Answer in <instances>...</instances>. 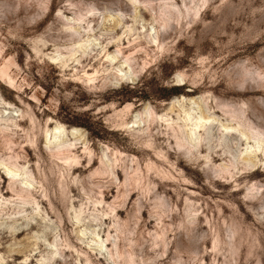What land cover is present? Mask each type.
Listing matches in <instances>:
<instances>
[{
  "label": "rangeland",
  "instance_id": "1",
  "mask_svg": "<svg viewBox=\"0 0 264 264\" xmlns=\"http://www.w3.org/2000/svg\"><path fill=\"white\" fill-rule=\"evenodd\" d=\"M127 57L133 82L109 81ZM0 102L17 114L0 162L20 153L34 193L13 195L0 164V264H264V0H0ZM150 106L204 110L213 130L188 153L165 124L133 136ZM57 124L79 164L48 151Z\"/></svg>",
  "mask_w": 264,
  "mask_h": 264
},
{
  "label": "bare ground",
  "instance_id": "2",
  "mask_svg": "<svg viewBox=\"0 0 264 264\" xmlns=\"http://www.w3.org/2000/svg\"><path fill=\"white\" fill-rule=\"evenodd\" d=\"M83 18H85V17H83ZM79 19H81V18H79ZM78 20V19H77ZM84 20V19H83ZM165 21L166 20H168V19H164ZM167 22V21H166ZM166 25V24H165ZM69 28H70V26H69ZM81 35V34H80ZM79 35V36H80ZM79 36H78V39H79ZM95 38V37H94ZM156 38V37H155ZM82 39H83V37H82ZM85 39H87V38H85ZM153 39H154V37H153ZM84 40V39H83ZM90 40V39H89ZM91 40H92V38H91ZM90 40V41H91ZM155 40V39H154ZM159 41V40H158ZM82 43H84V42H82ZM85 43H87V41L85 42ZM92 43H93V41H92ZM91 44V43H90ZM89 44V45H90ZM77 45V44H76ZM83 45V44H82ZM139 44H137V46H138ZM38 47V46H37ZM67 47V46H66ZM80 47H82V46H79V48ZM57 48H59V47H57ZM71 47H69L68 49H70ZM72 48H73V46H72ZM105 48V47H104ZM122 48V47H121ZM120 48V49H121ZM124 48V47H123ZM134 48V47H133ZM62 49V48H61ZM67 49V48H66ZM77 50H78V48H76ZM86 49H88L87 47H86ZM91 49V48H90ZM41 50V49H40ZM103 50V49H102ZM60 51H62V50H60ZM68 51H70V50H68ZM72 51V50H71ZM124 51V50H123ZM135 51V50H134ZM140 51V50H139ZM141 51H142V49H141ZM56 52V51H55ZM63 52V51H62ZM62 52H59V50H58V52L56 53V54H54V55H52V56H50L49 58H51L55 63H59L60 61L61 62H64V59H66L65 58V55H63V53ZM78 51H72L71 52V55L73 56V55H75L76 53H77ZM82 52H84V51H82ZM89 52V51H88ZM80 53V52H79ZM106 53V52H105ZM136 53V52H135ZM138 53V52H137ZM144 53H145V51H144ZM52 54V53H51ZM68 54V53H67ZM81 54V53H80ZM86 54V53H85ZM104 54V53H103ZM115 54V53H114ZM78 55V54H77ZM116 55H117V53L115 54V56H113V54H112V56L110 57V58H115L116 57ZM119 55V54H118ZM117 55V56H118ZM149 55V54H148ZM69 56V55H68ZM106 56V55H105ZM133 56H134V54H133ZM67 57V56H66ZM70 57V56H69ZM124 57V56H123ZM126 57V56H125ZM82 58V57H81ZM117 58V57H116ZM132 57H127L126 59H125V61L123 62L125 65H120L118 68H117V70L115 69V73L114 72H112L114 75L112 76V78H111V76H110V80L109 81H111V80H113V79H115V80H118L119 82L120 81H132L133 82V80H134V75H133V72H131V70H132V64L131 63H135L136 64V61H133L132 62V59H131ZM135 58H137V57H135ZM143 58V57H142ZM69 59H71V58H69ZM77 59V58H76ZM76 59H75V61H76ZM80 59V58H79ZM77 60V61H80V60ZM73 60V59H72ZM82 60V59H81ZM134 60H137V59H134ZM108 61V60H107ZM106 61V62H107ZM122 61V60H121ZM60 62V63H61ZM66 62V61H65ZM68 62V61H67ZM148 62V61H147ZM59 63V64H60ZM118 63V62H117ZM58 64V65H59ZM62 64V63H61ZM111 64V63H110ZM119 64H122V63H120L119 62ZM68 65V64H67ZM109 65V64H108ZM138 65H140V64H138ZM62 66V65H61ZM110 66V65H109ZM109 66H107V67H109ZM118 66V65H117ZM64 67V66H63ZM144 67V66H143ZM126 68H128V69H126ZM134 68V67H133ZM140 68H142V67H140ZM135 69V68H134ZM109 71H110V69H108ZM101 71V70H100ZM104 71V70H103ZM114 71V70H113ZM132 71H135V70H132ZM140 71V70H139ZM5 73V72H4ZM85 73H86V71H85ZM96 73V72H95ZM99 73V72H98ZM106 73H107V71H106ZM88 74V73H87ZM138 74V73H137ZM85 75V74H84ZM180 75V74H179ZM89 76V80H94V77H92V76H90V75H88ZM181 76V75H180ZM3 77V76H2ZM107 77V76H106ZM109 77V76H108ZM85 78V77H84ZM136 78V77H135ZM181 78H183V77H181ZM180 78V79H181ZM88 79V78H87ZM96 79V78H95ZM98 80H100V79H98ZM103 80V79H102ZM114 80V81H115ZM12 81V80H11ZM84 81H85V79H84ZM97 81V80H96ZM86 82V81H85ZM89 82V81H88ZM95 82V81H94ZM93 82V84H95ZM117 82V81H116ZM101 85H102V83H101ZM104 86H105V83L103 84ZM110 85H112L111 83H110ZM114 85H115V83H114ZM94 86V85H93ZM188 99V98H187ZM200 99H202V98H200ZM4 100V99H3ZM184 100V99H183ZM191 100V101H190ZM176 101H179V100H176ZM175 101V102H176ZM202 101V100H201ZM189 102H195V99L194 98H192V99H189ZM202 102H204V101H202ZM197 103H198V101H197ZM8 104V103H7ZM11 104V103H10ZM9 104V105H10ZM131 104L132 103H129L127 106H126V108H129L130 106H131ZM175 103H173L172 104V106L174 105ZM178 104H180L179 102H178ZM177 104V105H178ZM194 105V104H193ZM199 105V104H198ZM171 106V110L173 111V107ZM185 106V105H184ZM201 106V105H200ZM3 106H1V102H0V108H2ZM176 107V106H175ZM180 107H181V105H180ZM3 108H7V107H3ZM10 108V107H9ZM11 108H13V106L11 107ZM193 108H195V107H193ZM199 108V107H198ZM197 108V109H198ZM14 109V108H13ZM201 109V108H200ZM234 109V108H233ZM232 109V110H233ZM243 109V108H242ZM181 110H182V107H181ZM21 111V110H20ZM19 111V112H20ZM198 111V110H197ZM197 111H195V112H193V110H191V109H184V114L182 115H179V117L177 118V119H175L174 117H173V115H171V114H169L168 112L167 113H163V114H158L153 108H151V106L150 107H146L145 109H143V110H141V111H136V113H135V120L133 121V125H130V123H124V125H126L127 127L126 128H129L130 129V131H131V134L133 135V136H136V137H144V135L146 134V131H148V129L151 127V125H154V124H160V125H164L165 124V126H167L169 129H171V132L173 133V137H174V139H175V142H176V144L180 147V148H184L185 149V152H190L194 147H197L198 145H199V143L201 142V140L203 139V138H205V137H203L204 135H203V133H201L202 131H205V133H207V134H209L210 132H212V130H213V122H215V116L213 117V115H211L210 113H207V112H203L204 110H200V112L199 113H197ZM24 112V111H23ZM28 112H30V111H26V113H28ZM183 112V111H182ZM238 112V111H237ZM240 112H242V111H240ZM180 113V112H179ZM243 113V112H242ZM25 114V113H24ZM31 114V113H30ZM229 114V113H228ZM241 114V113H240ZM16 113H14V112H10V111H8V110H1V114H0V133H3L6 137H8L9 138V142H8V144H11V143H13L14 142V140L12 139L14 136V134H15V132H14V129L11 127V125H10V123H7V122H10V121H14V119H15V117H16ZM235 115V114H234ZM23 116V115H22ZM28 116V115H27ZM178 116V115H177ZM231 116V115H230ZM241 116H242V114H241ZM244 116V115H243ZM246 116V115H245ZM244 116V117H245ZM31 117V116H30ZM34 117V116H33ZM32 117V118H33ZM232 117H234V116H232ZM17 118V117H16ZM21 119H22V117H21ZM37 119V118H36ZM217 119V118H216ZM219 119V118H218ZM242 119V118H241ZM246 120H248V118H245ZM52 120V119H51ZM243 120V119H242ZM246 120H244V121H246ZM58 121V120H57ZM220 121V120H219ZM240 121V120H239ZM218 122V121H217ZM13 123V122H12ZM15 123V122H14ZM59 123V122H58ZM146 123V124H145ZM221 123V122H220ZM232 123H233V121H232ZM241 123V122H240ZM216 124V123H215ZM218 124V123H217ZM239 124V123H238ZM242 124V123H241ZM248 124V123H247ZM247 124H245V125H247ZM250 124V123H249ZM17 125V124H16ZM21 125V124H20ZM51 125V124H50ZM143 125H147V128L146 127H144ZM236 125V124H235ZM242 125H244V123L242 124ZM252 125V124H251ZM39 126V125H38ZM216 126V125H215ZM221 126L224 128L223 129V135L220 137V138H222L225 134H226V132H230L231 133V131L233 130V129H238V128H236L237 127V125H236V127H234V126H230V125H226V124H221ZM239 126V125H238ZM250 126V125H249ZM63 127H65L64 125H62V124H57L52 130H50L51 128H47V126H46V128L47 129H45L44 131H45V137H46V143L45 144H47V147H48V151H50L54 156H57L58 157V159L59 160H61L62 159V161L63 162H65L66 164H68V166L70 167V165H72V163H80L79 161V157L77 156V155H73V150L76 148V145H77V143H76V141L77 140H75L74 142L73 141H66L65 139H64V137H66V136H64L65 134V130H64V128ZM217 127V126H216ZM241 127V126H240ZM239 127V129H241V130H243L242 128H240ZM254 127V126H253ZM15 128V127H14ZM43 128V127H42ZM147 130H146V129ZM219 128V127H218ZM221 128V127H220ZM68 129V128H67ZM21 130V129H20ZM24 130H25V128H24ZM146 130V131H145ZM152 130V129H151ZM215 130V129H214ZM218 130V129H217ZM216 130V131H217ZM234 130V131H235ZM245 130V129H244ZM249 130V129H248ZM247 130V131H248ZM251 130V129H250ZM130 131H129V133H130ZM233 131V132H234ZM252 131V130H251ZM29 132V131H28ZM149 132V131H148ZM264 132V131H263ZM25 133V132H24ZM150 133V132H149ZM225 133V134H224ZM246 133L247 132H245V131H240V133H239V135L241 134V135H246ZM249 133V132H248ZM252 133V132H251ZM262 135H264V133H262V132H260ZM28 134V133H27ZM26 134V135H27ZM70 134L71 135H74V137H79V135L80 134H82V133H80V130H79V128L77 127H73V128H71V130H70ZM151 134V133H150ZM147 135V136H151V135ZM213 134V133H212ZM217 134V132L215 133V135ZM229 134V133H228ZM233 134V133H232ZM253 134V138L255 139V138H258L259 136H261V135H259V131H258V129L256 130V132H253L252 133ZM251 134V135H252ZM26 135H25V137H26ZM71 135H69V136H71ZM206 135V134H205ZM214 135V134H213ZM213 135H209V137H211V136H213ZM227 135V134H226ZM234 135V134H233ZM240 135V136H241ZM249 135V134H248ZM247 135V136H248ZM250 135V136H251ZM4 136V137H5ZM16 136V135H15ZM21 136V135H20ZM42 136H44V135H42ZM68 136V135H67ZM229 136V135H228ZM246 136V138L248 139V137ZM249 136V138H251ZM74 137H73V140H74ZM230 137V136H229ZM245 137V136H244ZM262 137V136H261ZM71 138H72V136H71ZM79 138H81V136L79 137ZM78 138V139H79ZM208 138V137H207ZM219 138V139H220ZM262 138H264V137H262ZM69 139V138H68ZM215 139H217V141H218V138L216 137ZM260 139V138H259ZM31 140V139H30ZM34 139H32V141H33ZM204 140V139H203ZM202 140V141H203ZM210 140V139H209ZM226 140H227V138H226ZM264 140V139H263ZM79 141H81V140H79ZM221 141H224V140H221ZM220 141V142H221ZM229 141V140H228ZM249 141V140H248ZM7 142V141H6ZM28 142V141H27ZM31 142V141H30ZM148 144L150 145V146H152V143L153 142H151V139H149V137H148ZM214 142V141H213ZM260 143H261V140L259 141ZM222 143H224V142H222ZM221 143V144H222ZM225 143H226V141H225ZM249 143V142H248ZM200 144H202V143H200ZM210 144V143H209ZM218 144V143H217ZM226 144H228V143H226ZM259 144V143H258ZM262 144V143H261ZM260 144V145H261ZM16 145V144H15ZM247 146H248V144H246ZM255 145V144H254ZM8 146V145H7ZM200 146V145H199ZM198 146V147H199ZM213 146H214V144H213ZM215 146H216V144H215ZM218 146H220V144L218 145ZM46 147V148H47ZM211 147H212V144H211ZM224 148H225V146H223ZM226 147H227V145H226ZM8 148V147H7ZM10 148L12 149V147L10 146ZM215 148V147H214ZM223 148V149H224ZM228 148V147H227ZM229 148H230V146H229ZM228 148V149H229ZM247 149H246V156H244V158L245 159H249L250 158V156H251V158H252V156H254L252 153H253V151L254 150H252V145L251 146H248V147H246ZM227 149V150H228ZM254 149V148H253ZM258 149H259V147H258ZM194 151V150H193ZM225 151V150H224ZM232 150H230V152H231ZM243 151H245V149L243 150ZM194 152H196V149H195V151ZM229 152V151H228ZM227 152V153H228ZM198 153H199V151H198ZM75 154V153H74ZM116 154V153H115ZM193 154H195V153H193ZM210 154V153H209ZM232 154V153H231ZM241 154V153H240ZM257 154V153H256ZM123 155V154H122ZM200 155V154H199ZM233 155H234V153H233ZM237 155V154H236ZM242 155V154H241ZM22 155H20V153L19 154H17V155H14V154H12V155H10L9 156V158H7V162L4 164L3 162H0V164L2 165L3 164V167H4V173L7 175V176H5V174H4V177H6V178H8L9 179V189H10V191L13 193V195H16L17 196V198H21V200L23 201V202H25V203H29L30 202V198L33 196V190H32V172H31V170L28 168V166H26V165H19V162H18V160L20 159V157H21ZM24 156V155H23ZM202 156V155H201ZM240 156V155H239ZM238 156V157H239ZM105 157H107V156H105ZM110 157V156H109ZM120 157V156H119ZM118 157V158H119ZM199 157V156H198ZM234 157V156H233ZM236 157V156H235ZM241 157V156H240ZM22 158V157H21ZM117 158V159H118ZM206 158L210 161L211 159L209 158V156H206ZM55 159H57V158H55ZM108 159V158H107ZM106 159V160H107ZM110 159V158H109ZM112 159V158H111ZM235 159V158H234ZM234 159L232 158L231 160H233L234 161ZM253 159V158H252ZM257 159H258V157H257ZM120 160V159H119ZM20 161V160H19ZM62 161H61V163H62ZM105 161V160H104ZM110 161V163L108 162V163H104V165H105V169H104V172L105 173H107L108 175L110 174H113L114 173V164H113V162L111 161V160H109ZM125 161H126V159H125ZM240 161H241V159H240ZM249 161V160H248ZM253 161V160H252ZM252 161H251V163H252ZM235 162V161H234ZM241 162H243V161H241ZM121 163V162H120ZM245 163H246V160H245ZM245 163H243V165H245ZM136 164H137V162H136ZM230 164V163H229ZM228 164V165H229ZM252 164H254V163H252ZM257 164V163H256ZM116 165V164H115ZM127 164H125V171H126V184L128 183V180L129 179H131L132 178V176L130 177L129 176V172H128V167L126 166ZM226 165V164H225ZM234 165H236V164H234ZM246 165H249L248 163L246 164ZM66 166V165H65ZM124 166V165H123ZM251 166V165H250ZM252 166H255V164L254 165H252ZM122 167V166H121ZM130 167H132V166H130ZM129 167V168H130ZM138 167V166H137ZM214 167V166H213ZM222 167H224V166H222ZM232 167V166H231ZM234 167V166H233ZM236 167H238V165L236 166ZM227 168V167H226ZM150 169V168H149ZM219 169V168H218ZM140 170V169H139ZM138 170V171H139ZM227 170H228V168H227ZM132 171V170H131ZM223 171V170H222ZM222 171H220V173L222 172ZM140 172V171H139ZM215 172H218L219 173V171H217V170H215ZM224 173V172H223ZM137 174V173H136ZM140 174V173H139ZM114 175H116V174H114ZM113 175V176H114ZM143 177V176H142ZM117 178V177H116ZM144 178H145V176H144ZM134 180H135V182H138L139 183V179L138 178H136V175H135V177L133 178ZM142 179V181H143V178H141ZM145 182V181H144ZM1 183V182H0ZM134 182H131L130 184H133ZM142 183H140V185H141ZM143 184H145V183H143ZM129 185V184H128ZM134 185V184H133ZM139 185V186H140ZM127 186V185H126ZM124 187H125V185H124ZM257 188V187H256ZM126 189H127V187H126ZM256 190V189H255ZM124 196H126V194H124ZM124 198V197H123ZM162 200V199H161ZM98 202V204L99 203H102L103 201L102 200H100V201H97ZM96 202V203H97ZM161 205V204H160ZM114 207H116V206H114ZM4 207H2V209H3ZM5 209V208H4ZM113 210V209H112ZM195 210V209H194ZM193 210V211H194ZM192 210H191V208H190V206H189V209H188V215H196L194 212H193ZM197 211H198V209H197ZM198 213V212H197ZM108 214V213H107ZM162 216V215H161ZM190 218V217H189ZM187 219V218H186ZM192 219V218H191ZM194 219V218H193ZM196 219V218H195ZM196 222V221H195ZM190 224V223H189ZM164 231V230H163ZM162 232V231H161ZM165 232V231H164ZM158 234V233H157ZM166 234V233H165ZM161 235H162V233H161ZM165 237V236H164ZM157 238V237H156ZM167 238V237H166ZM167 240V239H166ZM102 240H100V242H101ZM97 242H99V241H97ZM70 244V243H69ZM68 244V245H69ZM97 244V243H96ZM166 245H168V244H166ZM70 246V245H69ZM99 246V245H98ZM165 247V246H164ZM167 247V246H166ZM120 252V251H119ZM124 252V251H123ZM121 253V252H120ZM125 254V253H124ZM132 259H133V257H132Z\"/></svg>",
  "mask_w": 264,
  "mask_h": 264
}]
</instances>
